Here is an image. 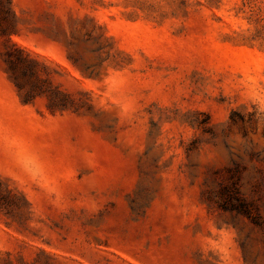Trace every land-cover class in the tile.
<instances>
[{"label": "rangeland", "instance_id": "rangeland-1", "mask_svg": "<svg viewBox=\"0 0 264 264\" xmlns=\"http://www.w3.org/2000/svg\"><path fill=\"white\" fill-rule=\"evenodd\" d=\"M10 2L0 264H264V0Z\"/></svg>", "mask_w": 264, "mask_h": 264}, {"label": "trees", "instance_id": "trees-1", "mask_svg": "<svg viewBox=\"0 0 264 264\" xmlns=\"http://www.w3.org/2000/svg\"><path fill=\"white\" fill-rule=\"evenodd\" d=\"M6 5L3 4V2L0 0V13H2V18H4L11 10V2L10 0H5ZM14 46V44H13ZM14 49H17V51L22 52V49L18 48L17 46L14 47ZM7 55V61L11 68V70L15 69V66L23 61V59L19 56H15L13 54V51L9 50L6 52ZM19 87H22V85L18 84ZM51 100V99H50ZM66 97L64 95L56 98H52V106H55L60 109H64L67 106V102L65 101ZM235 208V207H234Z\"/></svg>", "mask_w": 264, "mask_h": 264}]
</instances>
